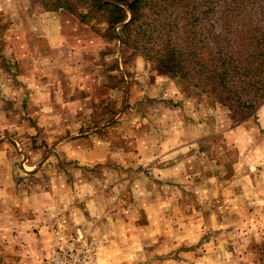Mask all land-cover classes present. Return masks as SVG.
I'll return each instance as SVG.
<instances>
[{"label": "rangeland", "instance_id": "obj_1", "mask_svg": "<svg viewBox=\"0 0 264 264\" xmlns=\"http://www.w3.org/2000/svg\"><path fill=\"white\" fill-rule=\"evenodd\" d=\"M0 1L13 12L46 10L42 0ZM261 1L252 0L251 6ZM78 2L77 12L87 15L73 14L103 40L96 45L103 50L92 57L103 87L95 89L98 103L86 100V109L74 117L79 125L74 129H43L32 120L28 127L31 116L21 96L0 102V264H100L102 239L90 228L64 223L69 217L61 221V203L66 207L70 196L77 201L96 196L109 216L116 208L121 218H143L142 226H128L120 237L121 248L137 250L123 264H264V97L254 101L251 111L232 98L234 92H221L212 73L201 87L170 74L115 38L120 26L109 29L104 10ZM213 3L196 11L201 20L194 29L180 30L181 39L198 48L193 63L200 56L207 63L222 60L228 40L223 23L238 24L234 0ZM225 8H232L233 15L224 14ZM242 18L251 20L246 12ZM255 19H264L263 13ZM178 20L184 24L185 15L179 13ZM15 23L14 18L7 22ZM244 44L231 42L234 59L263 58L248 57L241 50ZM6 64L0 57V66ZM6 100L15 105L8 112ZM112 109L121 114L105 123ZM134 121L138 125L132 127ZM94 133L114 143L112 156L88 164L67 155L64 144ZM174 136L200 140L199 152L175 139L169 148L179 150L175 160L182 163V174L166 175L168 159L156 156L166 152V138ZM80 141L77 149L92 142ZM106 229L112 235L111 226Z\"/></svg>", "mask_w": 264, "mask_h": 264}, {"label": "crops", "instance_id": "obj_2", "mask_svg": "<svg viewBox=\"0 0 264 264\" xmlns=\"http://www.w3.org/2000/svg\"><path fill=\"white\" fill-rule=\"evenodd\" d=\"M16 2L23 4L25 0ZM8 7L7 2L0 1V57L8 63L3 65L4 68L0 66V102L5 99H15V95L21 96V101L26 104V113L32 117L26 120L28 127H31L32 120L34 127L39 126L43 129H74L75 126H79L74 121V117L86 109V100L90 99L91 102L94 98V104L98 103V92L96 93L95 89L101 90L103 87L100 74L96 75L95 61L92 58L96 50H103L96 47L97 44L103 43L102 38L90 25L67 10L38 9L28 12V8H20V11L18 8L13 12L12 9L8 10ZM10 17L14 18L15 24H7L12 20ZM28 17L32 19L30 20L32 23L26 19ZM129 19H131L130 15L125 22ZM10 62L12 66L9 65ZM15 88L21 91L16 94L18 90H13ZM6 101L10 102L6 104V112H8V106L13 108L15 105L14 101ZM0 111L4 112L3 109ZM109 111H112L111 116L109 120H104L105 123L120 115L122 110ZM135 121L130 124L132 127L138 125ZM101 126L103 125H98L96 128ZM167 128L170 129V125ZM95 135L96 133L87 139L84 137L71 139L74 141L64 144V149L70 151L67 155L88 164L112 156L114 143ZM172 139L166 138L168 149L156 157H162V160L168 159L166 175L169 172L180 175L182 163L180 160H175L179 150L174 148L176 146L173 148L169 146L175 143V139H178L176 143L182 139L177 136ZM80 140H92V142L87 143L86 148L77 149ZM199 142L200 140H185L183 137L180 145L183 148L195 147V152L198 153ZM155 152L153 150V155L156 154ZM95 204L98 205L94 206ZM62 205L64 211L60 213L61 221L69 217V221L64 223L81 226L83 230L90 228L92 234L101 238L109 247L104 246L100 251V264H123L128 262L124 258L137 254V250L121 248L119 240L126 234L128 226L132 229L142 226L143 218H138V221L137 218H121L116 208L112 209L109 216L108 210L101 203H97L96 196H84L80 201L70 196L68 205L65 207L64 203H61ZM108 226L113 230L112 235L106 231ZM126 237L130 241L136 240L134 235H126Z\"/></svg>", "mask_w": 264, "mask_h": 264}, {"label": "trees", "instance_id": "obj_3", "mask_svg": "<svg viewBox=\"0 0 264 264\" xmlns=\"http://www.w3.org/2000/svg\"><path fill=\"white\" fill-rule=\"evenodd\" d=\"M79 0H42L46 10L64 9L72 13H78ZM90 2L89 10L94 7L104 10L107 13L109 29L115 30L120 26V35L113 34L115 38L122 41L128 48L139 51L147 59L153 60L160 68L179 76L193 85L201 87V82L208 79V73H212L214 81L221 92L234 95L241 104L254 111L257 100L264 97V19L256 20L258 12L263 13V5L251 6L252 0H234L235 8L238 11L237 25L234 20H225L223 23L226 32L227 45L222 48L224 58L222 60L212 58L209 63L203 58L193 63L194 57L198 54L197 46L181 39L180 30L188 32V27L195 28L201 20L196 15V11L201 5L207 2V7L214 6L213 0H85ZM245 1V2H246ZM87 6V7H89ZM185 15L184 24H179L177 12ZM232 8H225L224 14L233 15ZM253 10L256 12L253 13ZM132 13L131 19L125 22ZM246 14L251 20L242 18ZM83 13V12H82ZM80 14V13H78ZM84 17L87 13L80 14ZM253 33V34H252ZM191 39H193L191 37ZM241 41L246 44L241 46L248 57H255V54L262 55V59L241 60L234 59L236 53H232L229 48L231 42ZM237 43V42H236ZM240 44V43H238ZM242 53V54H244ZM193 57V59H192ZM192 59L189 61L188 59ZM195 61V60H194ZM192 73H196L193 74ZM191 76H193L191 78ZM210 77V78H211ZM254 92V94H252ZM246 97V99H243ZM243 99V100H242ZM253 109V110H252Z\"/></svg>", "mask_w": 264, "mask_h": 264}]
</instances>
